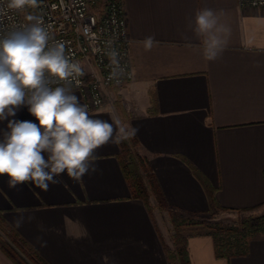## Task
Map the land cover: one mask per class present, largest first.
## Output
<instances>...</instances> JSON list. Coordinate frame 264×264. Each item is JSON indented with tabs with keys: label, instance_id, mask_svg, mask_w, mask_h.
Wrapping results in <instances>:
<instances>
[{
	"label": "crops",
	"instance_id": "1",
	"mask_svg": "<svg viewBox=\"0 0 264 264\" xmlns=\"http://www.w3.org/2000/svg\"><path fill=\"white\" fill-rule=\"evenodd\" d=\"M121 1L133 78L107 88L105 102L88 106L89 114L139 128L138 152L172 209L206 213L203 180L228 211L263 208L264 8L239 0ZM204 8L230 29L225 50L212 61L190 27ZM149 36L156 43L147 49ZM15 119L36 122L26 107ZM6 125L0 121V129ZM96 155L95 173L79 182L65 175L48 191L31 183L11 188L0 177L1 214L50 264H171L168 209L153 195L148 203L132 195L119 143ZM187 251L190 264H264V233L250 238L246 253L219 256L210 233L191 230ZM0 264L16 263L0 248Z\"/></svg>",
	"mask_w": 264,
	"mask_h": 264
},
{
	"label": "clouds",
	"instance_id": "2",
	"mask_svg": "<svg viewBox=\"0 0 264 264\" xmlns=\"http://www.w3.org/2000/svg\"><path fill=\"white\" fill-rule=\"evenodd\" d=\"M37 3L7 0L6 7L19 10ZM26 20L19 28L0 30V121H7L6 130L0 129V177H7L11 188L31 183L48 191L65 175L79 182L95 173L96 151L136 135L139 128L129 130L115 118H93L72 88L84 75L80 64L65 54L64 42L51 36L41 16L28 15ZM190 27L201 38L205 59L223 53L230 29L220 24L216 11L198 10ZM143 43L150 49L156 41L149 36ZM107 55L115 78L124 71L119 53L112 49ZM23 107L36 122L15 119ZM22 223L23 217L17 226Z\"/></svg>",
	"mask_w": 264,
	"mask_h": 264
},
{
	"label": "built area",
	"instance_id": "3",
	"mask_svg": "<svg viewBox=\"0 0 264 264\" xmlns=\"http://www.w3.org/2000/svg\"><path fill=\"white\" fill-rule=\"evenodd\" d=\"M239 4L264 8V0H239ZM6 5L7 0H0V30L19 28L28 23V15H39L51 36L64 42L65 54L78 62L84 72L72 88L82 92L89 107L105 102L107 88L122 86L133 78L130 38L121 0H105L102 5L100 0H38L36 6L26 5L19 10ZM112 49L119 53L124 70L115 78L107 55Z\"/></svg>",
	"mask_w": 264,
	"mask_h": 264
},
{
	"label": "trees",
	"instance_id": "4",
	"mask_svg": "<svg viewBox=\"0 0 264 264\" xmlns=\"http://www.w3.org/2000/svg\"><path fill=\"white\" fill-rule=\"evenodd\" d=\"M137 137L129 136L119 142L120 160L124 175L130 183L134 197L144 199L147 203L153 195L160 209H170V221L173 229L174 249L169 250L171 264H190L187 251L188 233L193 229L191 224L198 213H187L172 209L167 204L163 192L157 182L148 160L138 152ZM210 197V207L206 214L210 216L226 208L217 204L213 189L203 180ZM215 242L217 255L230 256L244 254L248 250V243L256 233H264V213L258 216L249 214L238 225H221L214 223L207 230ZM0 248L11 257L16 264H50L40 252L31 245L17 230L10 225L0 212Z\"/></svg>",
	"mask_w": 264,
	"mask_h": 264
},
{
	"label": "rangeland",
	"instance_id": "5",
	"mask_svg": "<svg viewBox=\"0 0 264 264\" xmlns=\"http://www.w3.org/2000/svg\"><path fill=\"white\" fill-rule=\"evenodd\" d=\"M105 2V0H100V5H102ZM87 72L90 71V69L86 68ZM107 92V90H106ZM107 94V93H106ZM171 216V210H168ZM264 213V207L260 208L258 210L254 211H228V210H221L216 212L214 215L210 216L209 214H200L193 218L191 227L193 229H200V230H207V228L210 225H213L214 223H220L221 225H238L242 222L243 218L249 214H252L253 216H258ZM170 221V219H169ZM171 224V221L169 222V225ZM171 226V235L173 240V229L172 224ZM257 234V233H256ZM174 246V245H173ZM174 249V247H173ZM171 249V250H173Z\"/></svg>",
	"mask_w": 264,
	"mask_h": 264
}]
</instances>
